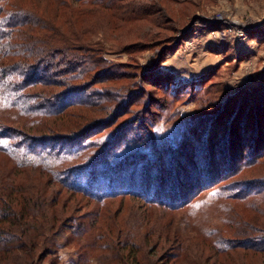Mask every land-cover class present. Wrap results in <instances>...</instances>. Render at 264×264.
<instances>
[{
	"label": "trees",
	"instance_id": "trees-1",
	"mask_svg": "<svg viewBox=\"0 0 264 264\" xmlns=\"http://www.w3.org/2000/svg\"><path fill=\"white\" fill-rule=\"evenodd\" d=\"M49 1L58 9L54 20L34 6L0 0V154L19 169L48 174L52 185L80 194V202L96 203L97 207L76 226V218L71 219V229L78 235L95 229V223L104 215L114 218L103 210L108 203L132 198L147 209L162 211V220L169 218L165 233L160 231L164 235L155 237V248L175 243L183 251L190 230H195L220 253L237 248L264 252V226L260 223L264 221V177L246 175L264 160V98L258 96V100L256 96V104L244 102L234 111L235 96L218 111L213 110L217 105L212 102L209 112L203 108L190 119L176 117L174 125L159 134L155 127L170 102L169 87L163 92L169 98L161 96L153 101L164 103L163 109L151 110L144 103L148 93L138 95L142 91L135 90L134 83L125 89L108 85L120 75L111 71L103 57L104 48L90 44L87 29L81 30L82 35L72 26L66 29L55 22L63 17L76 26L81 19L100 15L117 28L121 21L147 17L151 10L142 11L137 0ZM127 4L135 5L136 10L124 12ZM61 9L65 10L63 14L59 13ZM99 9L106 13L99 14ZM89 100L106 119L58 133L61 127L55 128L51 122L58 123L57 118L74 106H88ZM138 105L148 108V112L140 108L143 112L136 115L134 106ZM241 107L247 112L240 111ZM128 113L131 116L124 121ZM142 116L144 122L139 126ZM127 120L130 122L125 123ZM134 129L136 135L132 136ZM6 189L11 195L2 199ZM16 191L12 183L0 193V245L4 248L17 239L12 231L15 222H24L22 217L28 215L25 205L22 217L15 213L13 220L6 221L9 229L2 225L7 212L12 211ZM32 200V206L40 207L46 197ZM214 206L223 212L221 218H202ZM240 207L249 212L243 214ZM171 215L179 216L176 224ZM128 222L133 227L126 229L127 219L123 222L120 218L97 225L98 230L103 229L97 237L109 238V247L110 236L116 233L120 239L110 246L111 250H120V243L131 246L137 255L142 247L136 240L138 224L136 220ZM29 224L25 223V231L35 225ZM150 232L155 233L152 228ZM150 236L149 241H154ZM32 244L33 240L28 242ZM133 263L142 264V260Z\"/></svg>",
	"mask_w": 264,
	"mask_h": 264
},
{
	"label": "rangeland",
	"instance_id": "rangeland-1",
	"mask_svg": "<svg viewBox=\"0 0 264 264\" xmlns=\"http://www.w3.org/2000/svg\"><path fill=\"white\" fill-rule=\"evenodd\" d=\"M137 1L142 4L141 10H151L150 14L138 20L121 21L117 28L112 23L108 24L100 15L81 19L78 23L80 25L76 26L67 23L68 19L63 17L57 18L55 22L66 29L74 27L79 30L78 33L89 37L90 44L102 46L103 57L112 67L111 71L120 75L117 81L109 82L108 85L125 89L134 83L135 90L142 91H138V95L143 94V91L148 93L144 103L151 110L163 109L164 103L153 104V101L161 99V96L168 97L163 92L169 87L170 102L155 127L159 134L171 128L176 117L190 119L203 108L209 112L213 108L209 106L212 102L217 105L213 110L218 111L225 102L231 103L228 98L235 96L232 101L234 111L244 102L254 104L256 96L264 98V0ZM16 2H22L28 7L34 6L37 11L56 19L58 9L51 6L49 0ZM133 4L137 5L135 1ZM133 4H127L124 12L128 9L135 11ZM99 10V14L106 13ZM64 12V9L59 11L60 14ZM69 13L71 8L66 15L69 16ZM83 29H87V33L84 34L81 31ZM159 79L165 89L160 88L162 85ZM140 108L148 112V108L138 105L134 106L136 115L143 112H140ZM243 109L246 111L244 107L239 108L240 111ZM173 114H176L174 118ZM63 116L57 118L58 123L51 122L55 128L61 127L62 130L57 129L58 133L64 132L63 129L68 131L72 127L92 124L94 120L96 124L97 120L106 119V115L93 107L90 100L88 106H74ZM130 116L128 113L122 119L125 121ZM139 121V126H142L143 116ZM128 122L130 120L125 123ZM132 134L136 135L135 129ZM246 175L250 178L264 177V160ZM50 181L48 174L35 169H19L0 154V193L12 183L16 184L18 190L12 198L16 199L12 208L15 212H7L2 225L9 229L6 221L13 220L15 213L22 217V207L25 205L28 213L22 217L24 222L17 220L12 228L13 236L17 239L11 245L7 244V248L0 245V264H134L137 259L142 260V264H264V252L237 248L220 253L195 230H190V236L183 243L186 247L183 251L175 243L161 244L155 248V237L164 235L160 231L165 233V223L169 218L162 220V211L147 209L132 198H118L108 203L103 210L106 209L110 215L112 213L114 218L104 215L100 222L95 223V229L91 228L78 235L71 229V225L75 223L76 226L77 222L83 221L84 216L97 207L96 203L87 204L88 200L80 202L79 199H83L80 194L60 189L59 185H52ZM8 195L11 192L6 189L1 198ZM41 195L46 197L45 204L32 206L33 197L37 200ZM26 196H30V200ZM208 210L202 214V218L217 220L223 213L215 206ZM239 210L243 214L249 212L247 208L240 207ZM171 216L176 224L179 216ZM73 218L76 220L70 224ZM115 218L123 222L127 219L126 229L133 227L132 222L128 221H137L138 229L142 230V233L138 230L136 238L142 246L137 250V255L131 246L124 247L120 243L117 244L120 250H111L110 246L120 239L116 233L110 236L112 244L109 247L106 244H109V238L97 237L98 232L103 230H98L97 225L108 224L110 219ZM22 223L24 226H21ZM25 223L28 226L29 223L35 225L25 231ZM260 223L264 226V221ZM42 228L46 229L45 233L41 232ZM151 228L155 233L150 232ZM149 236L154 241H149ZM31 240L33 244L29 246ZM170 251L172 254L169 258L167 253Z\"/></svg>",
	"mask_w": 264,
	"mask_h": 264
}]
</instances>
